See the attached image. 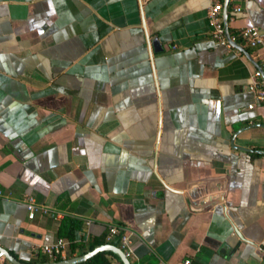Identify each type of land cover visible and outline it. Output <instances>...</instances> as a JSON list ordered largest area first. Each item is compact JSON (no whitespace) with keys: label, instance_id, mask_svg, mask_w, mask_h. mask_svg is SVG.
Masks as SVG:
<instances>
[{"label":"crops","instance_id":"1","mask_svg":"<svg viewBox=\"0 0 264 264\" xmlns=\"http://www.w3.org/2000/svg\"><path fill=\"white\" fill-rule=\"evenodd\" d=\"M211 2L0 0L10 257L63 261L37 247L64 239L68 219L79 226L64 260L117 248L105 236L119 226L130 264H264V102L247 89L264 58V0H228L229 35L253 26L262 39L252 49L236 36L243 52L210 38ZM25 195L59 217L28 220Z\"/></svg>","mask_w":264,"mask_h":264},{"label":"built area","instance_id":"2","mask_svg":"<svg viewBox=\"0 0 264 264\" xmlns=\"http://www.w3.org/2000/svg\"><path fill=\"white\" fill-rule=\"evenodd\" d=\"M211 1V5L207 9L206 18L211 28L210 38L213 42H215V44L224 48H230L228 39L230 42L234 43L237 36V38L241 39L249 48L254 49L262 45V39L258 34L257 29L253 26L240 30L236 36H230L228 33L227 39L224 34L223 20L221 17L223 1ZM239 12V7L233 8V13ZM261 72L264 73V58L259 61V64L251 74L250 83L247 89L254 94L255 99L258 102L262 103L264 102V78L262 77ZM247 108L251 109L252 106L248 105ZM22 205L25 209L26 218L28 220L33 219L36 215L44 216L51 214L55 218L59 217L58 213H53L50 211L49 208L37 204L34 198L30 195H25L22 198ZM130 237L131 233L119 226H108L106 229V241L116 240L117 248L127 259L131 255ZM67 246V241L58 238L51 244H43L38 246L37 251H39L40 254L54 262L58 260H64ZM182 264H189V260H184Z\"/></svg>","mask_w":264,"mask_h":264},{"label":"water","instance_id":"3","mask_svg":"<svg viewBox=\"0 0 264 264\" xmlns=\"http://www.w3.org/2000/svg\"><path fill=\"white\" fill-rule=\"evenodd\" d=\"M227 3L228 0H223V5H222V20H223V26H224V34L225 37L228 39V32H227V28H226V7H227ZM229 45L230 47L240 50L241 52H243L242 49H240L235 43L230 42L228 39ZM150 43L153 46H157V42L155 38H152L150 40ZM246 55V54H245ZM262 77L264 78V73L261 72ZM234 147V146H233ZM238 150L241 151H245L242 148H237L234 147ZM199 186H193V187H189L188 188V193L187 195H190V193L193 192L194 189L198 188ZM186 195V196H187ZM189 203V202H188ZM100 252H107V253H111L113 254L121 264H130L128 259L124 257V255L121 253V251L112 246V245H101V246H97L94 249H92L91 251L85 253L84 255L77 257V258H73V259H68V260H63V261H59V262H55V263H42V264H78V263H82L88 259H90L91 257H93L95 254L100 253ZM0 258L5 259L9 264H20L19 262H17L16 260H14L12 257H10L4 250H2L0 248Z\"/></svg>","mask_w":264,"mask_h":264},{"label":"trees","instance_id":"4","mask_svg":"<svg viewBox=\"0 0 264 264\" xmlns=\"http://www.w3.org/2000/svg\"><path fill=\"white\" fill-rule=\"evenodd\" d=\"M65 224H66L67 230L62 231L61 229H59V236L64 238L69 243V249H71L73 246L72 245V243H73L72 233L76 228H78L79 224L75 221L64 219L62 221V225H65ZM101 245H105V243L104 242H96V243L90 244L88 247V250L91 251L94 246H101ZM108 257H112V258L116 259V257L111 253L100 252V253L95 254L93 257L88 259L86 262L91 263V261L96 260V262L98 264H111ZM40 262L42 263L44 261L40 260Z\"/></svg>","mask_w":264,"mask_h":264}]
</instances>
